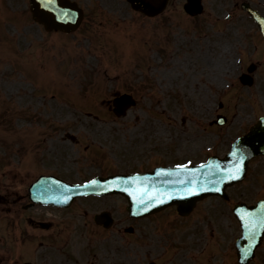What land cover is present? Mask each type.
Masks as SVG:
<instances>
[{"label": "rangeland", "instance_id": "1", "mask_svg": "<svg viewBox=\"0 0 264 264\" xmlns=\"http://www.w3.org/2000/svg\"><path fill=\"white\" fill-rule=\"evenodd\" d=\"M80 1L90 14L65 35L36 26L28 0H0V201L9 197L17 210L9 212L21 219L14 227L0 220V264H19L27 258L24 250L35 246L44 254L38 264H113L116 257L120 264H233L225 247L232 218L225 214L234 202L264 197L263 157L251 161L243 182L227 189V202L203 201L188 219L173 223L174 217L166 222L171 208L150 222L132 223L118 195L80 198L65 211L36 206L20 212L29 183L41 172L80 181L123 166L135 169L141 150L177 143L182 129L191 156L196 150L221 154L264 115V42L256 35L253 53L238 49L241 38L226 20L228 0H205L195 17L173 0L155 18L118 2L102 0L107 8ZM253 60L259 63L255 84L243 87L239 71ZM114 91L137 99L125 116L112 113ZM219 100L227 122L211 126ZM101 210L117 220L109 231L92 220ZM128 225L134 232L124 235V257L117 245ZM56 243L69 247L52 257L49 246Z\"/></svg>", "mask_w": 264, "mask_h": 264}, {"label": "water", "instance_id": "2", "mask_svg": "<svg viewBox=\"0 0 264 264\" xmlns=\"http://www.w3.org/2000/svg\"><path fill=\"white\" fill-rule=\"evenodd\" d=\"M158 2V0H140L137 1L138 4L140 6H138L139 8L143 9V10H148V14L152 15L155 14L159 9H161L162 7L159 5L155 6V5H150V6H146L148 5V3L150 2ZM164 0H162L163 3ZM60 4V0H54V2L49 3L48 0H31V5H32V11L34 13V17L40 21H44L46 23L47 26H54L57 27L58 25L61 26L62 23H65L66 21H69L70 19H75L76 15H75V11L65 8L62 9L61 7H59ZM144 4V5H142ZM137 7V6H135ZM71 13H72V18H71ZM77 14V13H76ZM120 102L122 105H128L129 99H120ZM123 108V106H121V109ZM262 128V131H261ZM258 131H261L259 133V135H254L253 137H257L258 141H262L264 146V130L263 127H258L257 129ZM255 142V141H254ZM257 147L255 146H251V149H246L244 150V155L246 157L250 156L254 151H257L256 149ZM243 149V148H242ZM242 168V167H241ZM219 169V168H218ZM221 173V172H220ZM234 174L239 176V173H236L234 171ZM222 175L220 174V177ZM233 180H229L230 181H234ZM51 183H53L51 181Z\"/></svg>", "mask_w": 264, "mask_h": 264}, {"label": "snow or ice", "instance_id": "3", "mask_svg": "<svg viewBox=\"0 0 264 264\" xmlns=\"http://www.w3.org/2000/svg\"><path fill=\"white\" fill-rule=\"evenodd\" d=\"M48 2L49 3H52V2H54V0H48ZM233 155L236 156L237 153H233ZM240 159L242 160L243 157H240ZM178 168L187 169V165H178ZM235 171H236V173H239V172L242 171V168L237 167ZM158 174H162V173H158ZM225 179H227V180L239 179V176L236 175V174H234L232 171H228L227 173H225L224 175L221 176V182H223ZM92 183L95 184L96 181H92ZM125 190H127V189H125ZM201 190H205V189H201ZM215 190L216 191H219L220 189L219 188H216ZM129 194L130 195H134V193H129ZM186 194L192 195V194H195V193L189 192V193H186ZM154 199H156V197L155 196H152V197L149 198V200L145 201L144 200V193H142L141 194V197H140V199H139L138 202L140 204H146V203H150L151 200H154ZM252 235H255V232L254 231L252 232Z\"/></svg>", "mask_w": 264, "mask_h": 264}]
</instances>
